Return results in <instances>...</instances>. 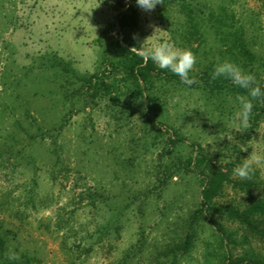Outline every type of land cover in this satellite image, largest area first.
<instances>
[{
  "label": "rangeland",
  "instance_id": "rangeland-1",
  "mask_svg": "<svg viewBox=\"0 0 264 264\" xmlns=\"http://www.w3.org/2000/svg\"><path fill=\"white\" fill-rule=\"evenodd\" d=\"M134 6L139 29L127 34L104 0H0V264H264V162L250 180L233 175L252 152L264 156V97L245 128L240 93L204 79L229 60L264 92L262 1ZM125 38L136 53L164 39L190 49L198 83L162 74L132 96L109 63ZM112 83L119 100L103 95Z\"/></svg>",
  "mask_w": 264,
  "mask_h": 264
},
{
  "label": "trees",
  "instance_id": "trees-1",
  "mask_svg": "<svg viewBox=\"0 0 264 264\" xmlns=\"http://www.w3.org/2000/svg\"><path fill=\"white\" fill-rule=\"evenodd\" d=\"M263 3V8H264V0H260ZM173 3L174 0H163V3ZM136 2H134L135 4ZM133 4V8L130 13L122 15L120 14L117 18L118 25L122 30H124L127 34L134 33L139 29V14L137 10L135 9V6ZM189 18H193L191 13L188 14ZM237 35V34H236ZM129 44L134 45L131 43V40L129 38L124 39V44H122L119 41H115L113 43L114 45V50L113 52L114 57L109 59V63L111 64L112 67L116 68H122L125 70L127 73L126 76L123 78L124 82H127L130 80L132 83V88L129 92L131 93L132 96H137V97H144L146 94L145 92L151 91L154 87V79L156 77H161L162 74L167 75V79H178L176 75H170L171 73L166 69H159L157 70V67L155 63L151 60H145L142 58L138 53L132 51L129 47ZM139 47V46H137ZM233 48L240 49L239 55L244 57L248 61H253L254 57L253 55L248 52V50L245 48L244 44L241 43V40L238 38V36H235V42L233 44ZM232 56L236 57L235 53H232ZM94 78H97V75L91 76L89 78H86L85 81L87 82L88 86L90 89L94 90L93 94H90L93 97H96L98 92L100 90L96 89L97 84H93L92 81ZM204 79L206 80V83L210 85V90H217L219 92L223 90H228L232 91L234 94L240 93V94H247L246 90L239 88L238 86L234 85L231 83L229 79H226L224 77L217 78L213 80L211 78V75L205 74ZM181 82L180 80H178ZM96 85V86H95ZM104 96H111V91L116 90L117 93L113 96V99L119 100V93H118V88L115 86L114 83L109 84L104 87ZM148 98V97H147ZM155 106V102L151 97L148 98L147 104L145 108L151 113H155V109L153 108ZM156 116H149L147 118V123L153 124ZM202 160L199 158L198 163L201 162ZM227 177L225 175H217L212 183L208 185V188L203 190V200L202 204L206 205L208 204L211 199L213 198V194L222 184L223 180L225 181ZM210 186V187H209ZM259 208H256V210ZM262 209H260L261 211ZM199 212H202L200 210ZM198 213V211H197ZM188 245V242L184 248L186 250Z\"/></svg>",
  "mask_w": 264,
  "mask_h": 264
},
{
  "label": "clouds",
  "instance_id": "clouds-1",
  "mask_svg": "<svg viewBox=\"0 0 264 264\" xmlns=\"http://www.w3.org/2000/svg\"><path fill=\"white\" fill-rule=\"evenodd\" d=\"M136 3L144 11H152L157 4H162L163 0H136ZM157 30L158 28L155 29V32ZM143 45L138 51L142 58L145 60L151 59L160 69H169L180 77L182 83L189 86L198 83L195 78H190L189 76L197 62L196 55L190 49L177 48L167 39L148 48H144ZM220 77L229 79L232 84L246 90L247 94H238L236 100L241 105V110L238 114L241 125L245 128L249 127L253 101L264 97V92H262L260 85L256 81V77L250 73H245L240 66L229 60H225L215 66L211 78L215 80ZM262 162H264V156L252 152L250 156L242 159V163L234 168L233 175L241 180H250L255 172L254 165H259ZM6 258L9 261H18L20 260V255L13 249H9L6 253Z\"/></svg>",
  "mask_w": 264,
  "mask_h": 264
},
{
  "label": "water",
  "instance_id": "water-1",
  "mask_svg": "<svg viewBox=\"0 0 264 264\" xmlns=\"http://www.w3.org/2000/svg\"><path fill=\"white\" fill-rule=\"evenodd\" d=\"M105 2L117 5L122 10V15L128 14L133 8L136 0H104Z\"/></svg>",
  "mask_w": 264,
  "mask_h": 264
}]
</instances>
